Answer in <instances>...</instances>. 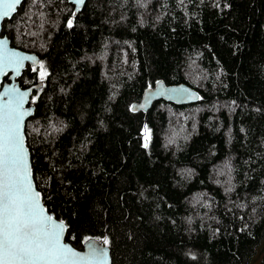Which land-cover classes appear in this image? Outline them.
<instances>
[{"label":"trees","instance_id":"16d2710c","mask_svg":"<svg viewBox=\"0 0 264 264\" xmlns=\"http://www.w3.org/2000/svg\"><path fill=\"white\" fill-rule=\"evenodd\" d=\"M3 33L40 58L18 77L42 82L27 142L68 241H107L112 264H250L264 240V0H87L78 13L23 0ZM160 79L202 97L133 110Z\"/></svg>","mask_w":264,"mask_h":264},{"label":"snow or ice","instance_id":"6c2138e0","mask_svg":"<svg viewBox=\"0 0 264 264\" xmlns=\"http://www.w3.org/2000/svg\"><path fill=\"white\" fill-rule=\"evenodd\" d=\"M20 2L0 0V18L8 16ZM77 2L84 4V0ZM67 26H73L71 19ZM0 48L6 49L5 41H0ZM22 59L32 58L5 52L0 55V64H20ZM45 76L41 71L42 80ZM12 91L17 95L15 104L0 108V264H84L87 258L62 242L64 222L56 223L46 214L32 186L22 130L28 113L21 109L27 94ZM144 132L143 147L148 148L150 130L145 127Z\"/></svg>","mask_w":264,"mask_h":264},{"label":"water","instance_id":"95a60500","mask_svg":"<svg viewBox=\"0 0 264 264\" xmlns=\"http://www.w3.org/2000/svg\"><path fill=\"white\" fill-rule=\"evenodd\" d=\"M68 1L74 5L75 13H78L83 9L87 0H84V4H79L77 0ZM22 2L23 0H21V2L16 5L15 10L10 12L8 16L0 18V41L6 42V49L0 48V55H3L5 52L15 53L17 57H31L32 59H22L20 64H0V108L9 103H12L13 105L15 104L17 95L12 90H17L18 93L21 94H27L26 96H24L23 106L21 109V111L28 113L23 117L22 122L24 147L27 152V164L30 172L32 186L34 190L39 193L40 204L45 209L46 214L52 216L54 222H64L65 232L62 237V242L66 246L72 248L79 255L87 258L84 264H112L110 247L107 244L102 243L97 238H88L84 242L83 248H78L74 246L70 241L66 239L68 233L67 223L64 220L56 217V215L49 210V208L44 202L42 191L37 187L34 178L31 151L27 142L26 123L35 109L34 104H30L31 93L33 90L40 88L42 86V82L23 87L21 86L18 77L21 76L23 70L28 64L37 65L40 61V58L33 51H27L12 45V40L8 36V34L3 33V25L5 20L12 18V16L16 13L18 7L21 5ZM0 11H2V9H0ZM201 97V93L196 88L192 87L187 83L167 84L164 80L160 79L156 81L154 85L147 87L143 91L140 100L132 104V109L135 111L148 112L152 105L156 101L161 99L173 102L175 104H187L197 102L201 99Z\"/></svg>","mask_w":264,"mask_h":264},{"label":"rangeland","instance_id":"374dc122","mask_svg":"<svg viewBox=\"0 0 264 264\" xmlns=\"http://www.w3.org/2000/svg\"><path fill=\"white\" fill-rule=\"evenodd\" d=\"M264 256V240L258 247L256 255L252 258L250 264H261L262 257Z\"/></svg>","mask_w":264,"mask_h":264}]
</instances>
